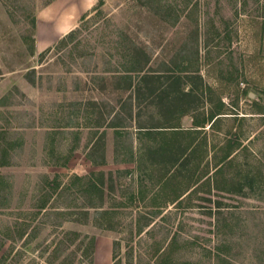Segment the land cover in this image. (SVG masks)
<instances>
[{
  "label": "rangeland",
  "instance_id": "rangeland-1",
  "mask_svg": "<svg viewBox=\"0 0 264 264\" xmlns=\"http://www.w3.org/2000/svg\"><path fill=\"white\" fill-rule=\"evenodd\" d=\"M99 2L0 0V264H264V74L244 61L264 0ZM143 51L145 97L143 74L198 59L228 113L206 147L143 150L138 123L162 117L143 103L131 120L118 79ZM228 130L241 147L224 162Z\"/></svg>",
  "mask_w": 264,
  "mask_h": 264
},
{
  "label": "trees",
  "instance_id": "trees-1",
  "mask_svg": "<svg viewBox=\"0 0 264 264\" xmlns=\"http://www.w3.org/2000/svg\"><path fill=\"white\" fill-rule=\"evenodd\" d=\"M99 3L100 5H103L104 0H100ZM251 22V25L253 26L251 36L253 41L251 42L254 43L251 50L252 52H248L245 55L246 57L244 61L257 72L264 74V21L260 22L255 18L251 20ZM228 24L226 26L223 39L231 42L233 38ZM180 57L181 59L179 63L181 64L176 63V71L171 70L164 76L147 77L144 74L142 75L138 85L143 82L146 84L148 83L147 97H145L144 93L142 94L141 86L138 88L134 87L135 79L133 78L134 73L139 75L144 71V65H142L140 59L142 58L143 60V58H147L145 51L141 54L139 52L132 53L128 61L129 67L124 71L125 74L118 77V79L124 80L129 85L127 89H135L134 92L137 93L135 99L132 96L130 97L131 103L129 105L131 120L134 119V116L137 115V113H139V116L142 114L139 110L135 112L137 104L140 105L147 103L149 107L158 108V114L162 117V119H159L157 124L147 125L139 122L136 128L140 135L139 139L148 138L153 141L152 144L143 146V150L146 151L145 153L153 158H155L154 156L159 157L158 159H155L160 161H165L168 152L171 151L172 148L179 146L177 138H180L182 135L187 138L186 145L184 147H179L181 148L179 151L183 152L182 154L189 150L196 151L199 148L206 147L205 135V138L202 139V141H200L198 137L202 134H206V131L209 129L218 131L223 119L227 118L226 115L228 114L226 113V105L220 97L217 99L216 103L214 102L216 91L205 82L200 71L195 69L198 64V59L190 60L191 58L186 55ZM257 85L260 86V93L263 94V79H259L257 81ZM256 105L260 104L256 103ZM262 113L264 114V110ZM184 116H190L192 118L191 128L185 129L181 126L180 121ZM116 118L119 119V117ZM117 123L118 122H110V127L113 129H119L116 130L117 134L123 135L124 132H120L122 130L119 128L120 124ZM231 131L232 130H228L225 133L226 137L223 142V146L220 147L222 151L224 150L222 157V161L224 162L232 156L236 149L241 147L239 139L231 137ZM179 151H176L173 154L171 153L169 160L173 166H177L178 164L177 162L180 157ZM74 180L82 182L85 178L81 176H74ZM54 181L57 180L55 179ZM87 184L90 190L96 191L100 194V199H102V195L104 194L103 186H100L91 180ZM59 186L60 184L52 183V188L54 190H56ZM86 215H88V213H86ZM91 243L93 246L95 245V238L92 239Z\"/></svg>",
  "mask_w": 264,
  "mask_h": 264
},
{
  "label": "water",
  "instance_id": "water-1",
  "mask_svg": "<svg viewBox=\"0 0 264 264\" xmlns=\"http://www.w3.org/2000/svg\"><path fill=\"white\" fill-rule=\"evenodd\" d=\"M251 96H253V94H251Z\"/></svg>",
  "mask_w": 264,
  "mask_h": 264
}]
</instances>
